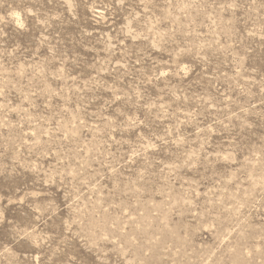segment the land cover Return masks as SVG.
Listing matches in <instances>:
<instances>
[{"label":"rangeland","instance_id":"obj_1","mask_svg":"<svg viewBox=\"0 0 264 264\" xmlns=\"http://www.w3.org/2000/svg\"><path fill=\"white\" fill-rule=\"evenodd\" d=\"M0 264H264V0H0Z\"/></svg>","mask_w":264,"mask_h":264}]
</instances>
